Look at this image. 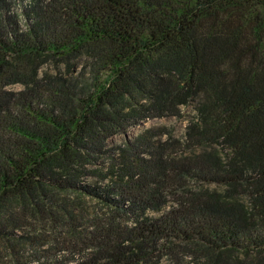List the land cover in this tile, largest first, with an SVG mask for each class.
I'll return each instance as SVG.
<instances>
[{"label": "trees", "instance_id": "16d2710c", "mask_svg": "<svg viewBox=\"0 0 264 264\" xmlns=\"http://www.w3.org/2000/svg\"><path fill=\"white\" fill-rule=\"evenodd\" d=\"M0 264H264V0H0Z\"/></svg>", "mask_w": 264, "mask_h": 264}, {"label": "rangeland", "instance_id": "374dc122", "mask_svg": "<svg viewBox=\"0 0 264 264\" xmlns=\"http://www.w3.org/2000/svg\"><path fill=\"white\" fill-rule=\"evenodd\" d=\"M19 85H13L12 88L18 89ZM192 112L191 107H186L183 109V115L181 117H168V118H157V119H150L146 122H144L141 126H137L131 129V132L134 134L137 131H139L143 126H149V125H165L167 128L172 129L175 134H181L184 130V127L187 122V117ZM120 139L119 136H116L114 138V142L118 141ZM211 186H217L218 185H211ZM164 261L162 260L161 263Z\"/></svg>", "mask_w": 264, "mask_h": 264}]
</instances>
